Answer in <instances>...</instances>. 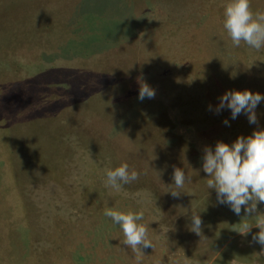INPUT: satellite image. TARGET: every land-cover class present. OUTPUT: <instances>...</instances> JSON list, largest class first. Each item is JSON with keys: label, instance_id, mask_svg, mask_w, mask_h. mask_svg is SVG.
I'll use <instances>...</instances> for the list:
<instances>
[{"label": "rangeland", "instance_id": "374dc122", "mask_svg": "<svg viewBox=\"0 0 264 264\" xmlns=\"http://www.w3.org/2000/svg\"><path fill=\"white\" fill-rule=\"evenodd\" d=\"M229 2L0 0V264H264L255 217L218 203L206 173L201 192H184L186 217L181 195L164 211L146 189L106 186L108 158L88 136L87 118L98 123L90 98L120 92L130 107L112 125L140 119L155 134L166 122V139L188 141L200 164L206 147L264 130V100L255 124L216 112L226 91L264 95V48L233 46L223 27ZM251 7L264 12V0ZM144 82L156 95L141 101ZM107 208L143 211L153 247L138 259ZM193 213L202 236L190 230ZM243 223L253 225L247 235L237 232Z\"/></svg>", "mask_w": 264, "mask_h": 264}, {"label": "clouds", "instance_id": "9594fccd", "mask_svg": "<svg viewBox=\"0 0 264 264\" xmlns=\"http://www.w3.org/2000/svg\"><path fill=\"white\" fill-rule=\"evenodd\" d=\"M223 27L231 38L233 46L239 47L244 42L251 48L260 50L264 48V12H253L251 0H230L224 11ZM155 90L146 82L140 84L138 99H152ZM216 112L230 109L235 119L242 112L248 117L249 123H257L255 109L264 100V95L250 90H229L220 98ZM211 109V105L209 106ZM228 124V121H224ZM203 171L207 174V188L215 189L217 201L227 204L239 216L243 210L245 217H255V225L259 232L252 236V240L264 246V213H258L257 205L264 203V130H255L250 136H239L231 144L218 141L213 150L204 149ZM136 170H130L127 163H122L115 169L106 172V186L120 191L122 186L139 179ZM174 189L170 191L174 198H179L185 182L191 177L186 176L183 169L175 167L173 171ZM104 215L118 224L124 234V245L131 247L138 253L141 248L153 247L148 238V227L138 223L143 220L144 213L121 212L112 208L105 209ZM190 230L202 236V219L199 214L193 213ZM252 224L243 223L237 231L247 235Z\"/></svg>", "mask_w": 264, "mask_h": 264}, {"label": "trees", "instance_id": "16d2710c", "mask_svg": "<svg viewBox=\"0 0 264 264\" xmlns=\"http://www.w3.org/2000/svg\"><path fill=\"white\" fill-rule=\"evenodd\" d=\"M64 25H67V22L61 21V26ZM59 35V37L63 36L62 33ZM55 39L60 41V38ZM63 41L61 40V42ZM117 82L119 81L117 80ZM125 87L123 84L122 88ZM90 100L93 103L88 109L93 119L98 121V123L92 122V119L88 120L87 118L88 123L93 127L91 128L92 132L88 134L93 137L92 147H95L100 155L108 158L109 169H115L122 163H127L130 170H136L140 174L138 180L125 184L123 187L133 190L146 189L161 201L162 210L168 211L169 208L173 210L172 206L175 204L172 203L179 200V198H174L170 192L175 190L174 180H172L174 166L181 169L186 165L190 167L192 171L188 177H191V180L185 182L180 194L182 200L180 201H185L186 204L183 215L186 217V210L189 208L190 202L186 193L190 188L195 189V192H201L202 180L205 177L202 164H200L201 160L197 158L195 148L181 137H172V140H167L166 138L171 135V127L166 122L158 123L159 130L155 134L150 132L152 126L143 125V121L141 122L140 119H137L136 123L123 125L124 128L120 130L117 129L114 126L117 124L112 125L111 122L123 119L122 107H130L123 92L112 96H92ZM74 117L76 120L71 123L76 126V122L82 120L78 119V115ZM184 217L182 218L184 219ZM213 217L212 214L207 215V218L212 220Z\"/></svg>", "mask_w": 264, "mask_h": 264}]
</instances>
